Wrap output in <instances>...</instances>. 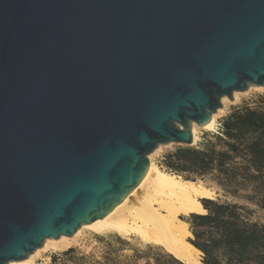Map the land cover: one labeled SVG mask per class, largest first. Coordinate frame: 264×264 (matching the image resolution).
Returning <instances> with one entry per match:
<instances>
[{
    "label": "water",
    "instance_id": "95a60500",
    "mask_svg": "<svg viewBox=\"0 0 264 264\" xmlns=\"http://www.w3.org/2000/svg\"><path fill=\"white\" fill-rule=\"evenodd\" d=\"M264 87V0H0V264L72 237Z\"/></svg>",
    "mask_w": 264,
    "mask_h": 264
},
{
    "label": "trees",
    "instance_id": "16d2710c",
    "mask_svg": "<svg viewBox=\"0 0 264 264\" xmlns=\"http://www.w3.org/2000/svg\"><path fill=\"white\" fill-rule=\"evenodd\" d=\"M159 166L184 180L215 186L232 198L213 199L208 188L211 194L199 199L201 211L185 212H190L192 236L187 239L201 251L203 264H264V221L255 218L257 212L264 213V93L234 107L222 118L219 130L204 133L197 145L166 151ZM105 243L99 253L70 247L61 253L64 263L188 264L171 253L153 252L152 247L124 254L128 242L121 238L117 244Z\"/></svg>",
    "mask_w": 264,
    "mask_h": 264
},
{
    "label": "bare ground",
    "instance_id": "6f19581e",
    "mask_svg": "<svg viewBox=\"0 0 264 264\" xmlns=\"http://www.w3.org/2000/svg\"><path fill=\"white\" fill-rule=\"evenodd\" d=\"M237 93L234 92L235 95ZM225 101L226 98L223 97L222 102ZM216 116L217 112L201 128L214 130ZM193 133L196 143L199 139V130L195 124ZM210 193L204 184L184 180L151 161L143 179L124 200L103 218L82 225L73 236L79 235L83 229H91L96 233L115 232L123 238L136 235L147 243L164 247L181 261L188 264H203L200 260L201 251L187 239L190 231L180 213L201 211L198 198L208 197ZM63 239L68 237L48 238L41 248L26 259L9 264H38L35 256L50 247L66 246L68 242ZM53 241L61 243L52 244Z\"/></svg>",
    "mask_w": 264,
    "mask_h": 264
},
{
    "label": "rangeland",
    "instance_id": "374dc122",
    "mask_svg": "<svg viewBox=\"0 0 264 264\" xmlns=\"http://www.w3.org/2000/svg\"><path fill=\"white\" fill-rule=\"evenodd\" d=\"M262 93H264V87H250L246 91L238 92L236 95L234 94L232 100L225 97L226 98L225 103L222 102V107L220 109H218V111H217L216 127L214 128V130H206V129H202L201 127L197 126L198 130H199V133H198L199 139L194 144V146L197 145L199 143V141H201L202 135L204 133L218 131L222 118L225 117L234 107L241 106L246 102H250L251 99L255 95L262 94ZM176 145H178V144L170 143V144H166V145H160L154 152H152L149 155L150 162L153 161L154 163H156L159 166L162 155L166 151L173 149L174 146H176ZM198 183L204 184L202 181H199ZM204 186L207 189L209 188L213 192L212 194L210 193L211 196L213 197V199H215L217 197H221L224 199L227 198L229 200L232 199L231 197H225L221 192H218V189L215 186L207 187L205 184H204ZM199 199L200 198H198V202H199ZM239 201L245 202L244 200H241V199ZM250 206H252V205L250 204ZM189 213H185V212L180 213V217L183 218L186 221V223H187V219L189 218V216H188ZM255 218L260 219L261 221H264V213L261 211L257 212ZM188 226H189V223H187V227ZM190 237H192V236L190 235ZM100 238H102L104 240H101ZM117 238H121V239L128 242V244L123 247L124 251L122 253H124V254L132 253V251H131L132 248H145V247H152L153 252L169 253V252H167V250L164 247H162L160 245L152 244V243H147V242L141 240L136 235H132V236L127 237V238H123L115 232L96 233L91 229H83L82 232L79 235H77L76 237L72 236V237H68V239H63L66 242H68L66 246H63L60 248L50 247L48 250L40 251L35 256V261L38 264H65L64 263L65 258L62 256L61 253L64 252L65 250H67L68 248L74 247L78 250V252L85 253V254L99 253V251H101L103 246L106 244L105 242L110 241L112 243L117 244ZM55 243H57V245H58L61 242L60 241H53L52 242V244H55ZM54 256L57 259L56 262L53 261ZM200 260L202 261V254H200Z\"/></svg>",
    "mask_w": 264,
    "mask_h": 264
}]
</instances>
